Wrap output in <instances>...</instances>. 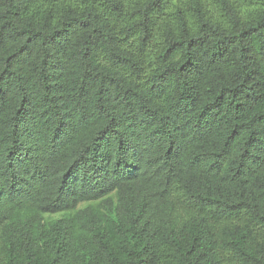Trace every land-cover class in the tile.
Wrapping results in <instances>:
<instances>
[{"label": "trees", "instance_id": "1", "mask_svg": "<svg viewBox=\"0 0 264 264\" xmlns=\"http://www.w3.org/2000/svg\"><path fill=\"white\" fill-rule=\"evenodd\" d=\"M0 264H264V0H0Z\"/></svg>", "mask_w": 264, "mask_h": 264}]
</instances>
